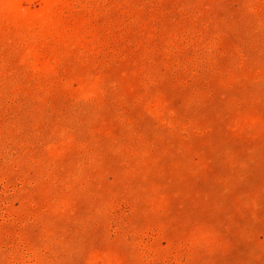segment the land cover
<instances>
[{
	"label": "rangeland",
	"instance_id": "1",
	"mask_svg": "<svg viewBox=\"0 0 264 264\" xmlns=\"http://www.w3.org/2000/svg\"><path fill=\"white\" fill-rule=\"evenodd\" d=\"M0 264H264V0H0Z\"/></svg>",
	"mask_w": 264,
	"mask_h": 264
}]
</instances>
